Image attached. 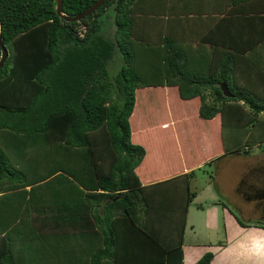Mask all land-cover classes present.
Returning a JSON list of instances; mask_svg holds the SVG:
<instances>
[{
    "label": "trees",
    "instance_id": "trees-1",
    "mask_svg": "<svg viewBox=\"0 0 264 264\" xmlns=\"http://www.w3.org/2000/svg\"><path fill=\"white\" fill-rule=\"evenodd\" d=\"M0 23V264H185L195 170L264 143V0H107L79 21L0 0Z\"/></svg>",
    "mask_w": 264,
    "mask_h": 264
},
{
    "label": "rangeland",
    "instance_id": "rangeland-1",
    "mask_svg": "<svg viewBox=\"0 0 264 264\" xmlns=\"http://www.w3.org/2000/svg\"><path fill=\"white\" fill-rule=\"evenodd\" d=\"M111 23L112 19L109 23L108 37L113 39L114 26ZM121 64L122 54L117 49L109 63L110 73L115 75ZM261 116L264 117V112ZM250 151V153L231 155L219 164L217 160L204 164L195 170L191 179V188L196 192V196L191 202L186 226L185 261L197 260L207 250L216 252L218 250L216 247L219 246L213 247L214 244L211 242L224 240L226 231H231L237 226V222L232 223L233 217L236 216L247 223L262 221L260 213L255 215L258 204L251 199L242 198L247 193H255L252 184L256 188L264 186V172L261 170L264 166V151L257 146ZM209 209L218 212V215L213 217L214 220L209 219ZM225 210L231 212L230 219L226 217ZM217 262L219 261H214V264Z\"/></svg>",
    "mask_w": 264,
    "mask_h": 264
},
{
    "label": "crops",
    "instance_id": "crops-1",
    "mask_svg": "<svg viewBox=\"0 0 264 264\" xmlns=\"http://www.w3.org/2000/svg\"><path fill=\"white\" fill-rule=\"evenodd\" d=\"M160 134V133H159ZM155 135V134H154ZM154 142H160L159 139H156L155 141L151 142L150 144ZM151 146V145H150ZM260 148L261 151H264V143L261 145H256ZM255 146V147H256ZM227 158H230V156L223 157L219 159L217 162H222L226 160ZM188 171V169L186 170ZM221 184V182H218ZM263 185V184H262ZM243 199H251L254 201L255 204H258V207L256 208L255 215L259 214L261 215L262 221H259V223L264 224V202L263 199L258 198H250L247 195H244L242 197ZM225 205V204H224ZM225 209V207H224ZM214 209L208 210L209 219L214 220L213 217H216L218 215V212H214ZM225 215L230 219L231 212L229 210H225ZM243 212V211H242ZM190 213V207L188 211L187 216V223ZM232 220V223L237 222V226L233 228V233L231 234V231H226L227 235L224 240H214L211 242V244H214L213 247H216L218 249L216 252L213 251L214 257L212 260V263L214 264V261L218 260L217 264H264V227L262 226H243L241 225L235 217ZM227 224V221H226ZM187 226V225H186ZM187 228V227H186ZM230 228V227H229ZM186 234V229H185ZM184 234V239H185ZM220 241V242H219ZM207 250L206 252H208ZM184 252H185V246H184ZM204 252L202 256L206 253ZM212 252V251H211ZM200 256V258L202 257ZM200 258L197 260H194L192 262L185 261V264H194L196 263Z\"/></svg>",
    "mask_w": 264,
    "mask_h": 264
},
{
    "label": "water",
    "instance_id": "water-1",
    "mask_svg": "<svg viewBox=\"0 0 264 264\" xmlns=\"http://www.w3.org/2000/svg\"><path fill=\"white\" fill-rule=\"evenodd\" d=\"M107 0H97L94 4H92L90 7H88L83 12L77 14V15H68L63 11V3L64 0H55L56 2V11L59 16L64 18L67 21H79L84 19L85 17L93 14L96 12ZM0 47H1V57H0V68L4 65L7 57L9 56V51L4 43V38L1 31V23H0ZM222 91L223 93L231 97L233 96L230 88L228 87V84L226 82L221 83Z\"/></svg>",
    "mask_w": 264,
    "mask_h": 264
}]
</instances>
